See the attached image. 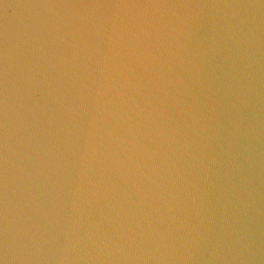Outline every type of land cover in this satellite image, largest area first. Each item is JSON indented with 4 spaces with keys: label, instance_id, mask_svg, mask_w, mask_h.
I'll list each match as a JSON object with an SVG mask.
<instances>
[{
    "label": "water",
    "instance_id": "water-1",
    "mask_svg": "<svg viewBox=\"0 0 264 264\" xmlns=\"http://www.w3.org/2000/svg\"><path fill=\"white\" fill-rule=\"evenodd\" d=\"M98 28L111 59L85 69ZM54 187L60 240L113 242L9 264H264V0H0V256L5 215L23 242Z\"/></svg>",
    "mask_w": 264,
    "mask_h": 264
},
{
    "label": "clouds",
    "instance_id": "clouds-1",
    "mask_svg": "<svg viewBox=\"0 0 264 264\" xmlns=\"http://www.w3.org/2000/svg\"><path fill=\"white\" fill-rule=\"evenodd\" d=\"M97 7H106V8H112V7H128L127 5L125 6H121V5H98ZM154 7H162L160 5H156ZM94 36L99 37V42H97L96 40H90V41H85L83 44V47L81 48L80 52L81 54L84 56L85 60H84V67L85 69H87V61L91 60L92 55L89 52V49L91 48L94 52H98L101 54V56L103 57L102 60H98L97 61V65L98 68H102L103 64L106 60L111 59V57L107 56L102 48L99 46V44H102L104 42V37L105 34L101 31V29H97L94 33ZM232 39L238 43V40L235 36L232 37ZM247 39L249 40V42H251V34H248ZM123 40V38H122ZM108 42L109 45L112 47H118L119 44L118 42L115 40L114 37H112L110 34H108ZM124 45L125 46H129V42L124 41ZM116 55H120L119 52L115 53ZM139 58V57H137ZM85 78L82 74L81 79ZM6 83V87H5V91H7V81ZM77 84H79V87L77 89V96L76 98L80 101H87L89 95L92 93V89L86 85L80 82V80H77ZM85 89H87V91H85ZM98 91V89H97ZM123 103H127L126 100L122 101ZM109 103H111V101L109 100ZM80 108H84V103H78V104H74L73 106H70V108L68 109L69 111V115L71 117H75L77 115H79V109ZM85 111H87V109L85 108ZM4 115L5 117H7L8 115V101H7V96H5V101H4ZM93 124H95V121H92ZM77 127H79V125H77ZM5 129H7V124H5ZM115 139H119L118 137ZM145 151H151V149H149L147 147V145H143L142 146ZM5 149L7 150V131L5 132ZM5 161L7 162V157H5ZM139 166V165H137ZM5 184L7 185V176L5 177ZM59 184V181H57V185ZM53 191L55 192V195L52 197V206L49 209L48 212L45 213L44 216V220L45 222L43 224H37L35 226L36 231L35 232H31L30 234L26 233L27 235V239L24 240L23 242L20 241H16L14 239V237H11L9 234V223H8V218H7V214L5 215V223H4V240H3V255L0 256V264H9L10 258L11 259H15V252L17 250L16 245L20 244L21 248H27L29 250L35 249L38 246L40 247V250H43V246L44 245H53L54 247H72V248H77L81 245L86 246L87 242L89 241H93L96 242L97 241V236L99 235V240H98V246L99 245H110L113 241L111 240V237L107 234V233H102L100 230V223H102V221H93L92 224L90 225L91 227H95L96 231L92 232V231H86L84 234V237H81L79 235L78 232L75 231V229H73V233H74V237L68 235L67 232H65V240L62 241L59 238V233L57 231V224H58V219H57V213H58V209L57 206L55 204V200L57 198H59L60 196V191L57 190L55 187L53 189ZM115 191V189L113 190ZM142 199H143V194H141ZM7 208H8V202H7V192H5V211L7 213ZM101 212V216L103 217V209L100 210ZM106 219V217H105ZM149 228L151 229V221H149ZM153 235H159V230L158 229H153L152 230ZM65 241H67V245L65 244ZM53 259H59V257H53ZM64 259H67V257H64Z\"/></svg>",
    "mask_w": 264,
    "mask_h": 264
}]
</instances>
